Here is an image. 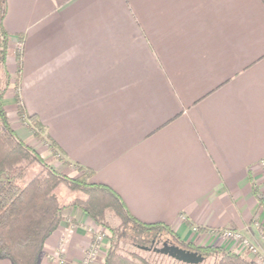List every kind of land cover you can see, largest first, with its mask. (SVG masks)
I'll return each instance as SVG.
<instances>
[{
    "label": "crops",
    "instance_id": "1",
    "mask_svg": "<svg viewBox=\"0 0 264 264\" xmlns=\"http://www.w3.org/2000/svg\"><path fill=\"white\" fill-rule=\"evenodd\" d=\"M6 1L3 105L18 136L67 176L91 170L140 221L241 253L219 235L231 229L264 264L252 193L264 196V0ZM15 90L62 160L21 123ZM91 231L82 211L65 210L38 264H84L91 248L90 264H102Z\"/></svg>",
    "mask_w": 264,
    "mask_h": 264
},
{
    "label": "trees",
    "instance_id": "2",
    "mask_svg": "<svg viewBox=\"0 0 264 264\" xmlns=\"http://www.w3.org/2000/svg\"><path fill=\"white\" fill-rule=\"evenodd\" d=\"M6 12L7 1L0 0V256L11 264H38L45 242L64 221L65 210L77 208L95 226L106 230L104 237L108 248L102 264H153L143 256L121 252L119 245L128 240L138 248L146 249L144 244L151 246L161 237L171 238V246L202 257L214 256L213 264H253L235 250L186 243L164 223L140 221L113 189L90 181L91 170L77 166L80 176H67L47 163L34 147L18 136L3 105L11 83L6 61L12 36L3 27ZM17 39L21 42L22 36H17ZM15 56L18 75L21 71L19 50ZM14 97L21 123L37 140L45 142L57 159L62 160L55 143L43 136L44 129L36 116L25 113L17 90ZM34 165L39 166V171L25 181L26 172ZM61 185L79 194L63 202L56 192ZM252 193L264 212V196L254 184ZM92 243L96 244L93 238Z\"/></svg>",
    "mask_w": 264,
    "mask_h": 264
},
{
    "label": "rangeland",
    "instance_id": "3",
    "mask_svg": "<svg viewBox=\"0 0 264 264\" xmlns=\"http://www.w3.org/2000/svg\"><path fill=\"white\" fill-rule=\"evenodd\" d=\"M8 54L9 53H7V56H8ZM6 69H7V66H6ZM11 117L14 119L13 115H11ZM41 147H44V144H41ZM43 150H44V148H43ZM41 155H42L43 159L47 163H49L50 159L46 156V154L44 152H41ZM58 170L62 171V169H58ZM38 171H39V166L38 165L32 166L26 172V174L24 176V180L28 181ZM56 192H57L58 196L61 197L63 202H67L70 198H72V196H74L75 194H77V195L79 194V193H74V192L69 191L63 185L59 186L57 188ZM95 230L96 231H91V238H93L94 243H95V241L96 242H100L101 241L99 243V246L103 247L102 244H105L104 246H106V250H107L108 243H107V241L105 240V237H104V234H106V230H104L103 228L98 227V226H95ZM172 241H173V239H172ZM164 243H167V244L171 243V238H169V237H161L160 239H157L153 244H151V246H150V244H144V246H146V248H148L149 250L138 248L135 244L131 243L130 241L124 240L119 245V249H120L121 252H124V253H134V254H137L139 256H143V257L147 258L153 264H189V263L177 260V259H175V258H173V257H171V256H169L167 254H164L162 252H156L155 250H153V249H161V248H163L164 247ZM92 249L93 248H91V250ZM245 250H247V249H245ZM256 254H257V252H256ZM260 259L264 263V258L261 257ZM213 263H214V256L211 255V256L203 257L201 262L196 263V264H213Z\"/></svg>",
    "mask_w": 264,
    "mask_h": 264
},
{
    "label": "built area",
    "instance_id": "4",
    "mask_svg": "<svg viewBox=\"0 0 264 264\" xmlns=\"http://www.w3.org/2000/svg\"><path fill=\"white\" fill-rule=\"evenodd\" d=\"M260 169L263 173L264 176V160H261L259 163ZM193 231H197L196 227H192ZM219 235L226 240L228 243L229 242H233V244L242 252H248L252 255L256 254L257 250L255 249V247L250 244L248 241H246L245 239L242 238V236L231 230V229H224L222 231L219 232ZM247 249V250H245ZM90 253H87V257L84 261V264H90L91 259H92V255H93V251H89ZM238 253V252H237Z\"/></svg>",
    "mask_w": 264,
    "mask_h": 264
},
{
    "label": "water",
    "instance_id": "5",
    "mask_svg": "<svg viewBox=\"0 0 264 264\" xmlns=\"http://www.w3.org/2000/svg\"><path fill=\"white\" fill-rule=\"evenodd\" d=\"M149 250L148 248H146ZM156 252H162L164 254H167L177 260L186 262V263H191V264H196L201 262L203 257L201 255H198L197 253L189 252L186 250H183L181 248L171 246L167 243H164V247L161 249H153Z\"/></svg>",
    "mask_w": 264,
    "mask_h": 264
}]
</instances>
